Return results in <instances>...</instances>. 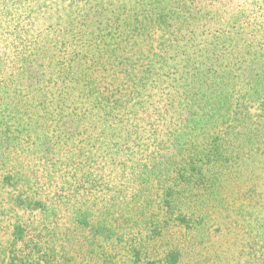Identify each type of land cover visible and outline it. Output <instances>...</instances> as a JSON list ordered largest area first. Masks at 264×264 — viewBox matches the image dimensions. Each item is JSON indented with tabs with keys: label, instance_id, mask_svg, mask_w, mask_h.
I'll return each instance as SVG.
<instances>
[{
	"label": "rangeland",
	"instance_id": "rangeland-1",
	"mask_svg": "<svg viewBox=\"0 0 264 264\" xmlns=\"http://www.w3.org/2000/svg\"><path fill=\"white\" fill-rule=\"evenodd\" d=\"M184 1L195 6L184 7V2L177 0V6L185 8L184 12L194 14L200 9L205 11V17L196 14L192 24L187 25L188 29L175 35L171 44L176 48L174 62L193 59L198 68L207 71V60L214 57L210 56L209 44L223 32L230 35L242 30L252 36L254 42L261 41L259 46H247L240 53L242 57L237 50V59L233 62L228 59L226 72L222 74L231 85L235 83L231 90L239 102L232 100V103L237 104L235 108L243 116L251 117L255 131L264 122V105L253 95L255 83L264 89V61L262 64L263 57L259 59L256 53L259 49L264 51V0ZM171 10L176 9L172 7ZM213 13L223 16V23L227 24L221 27L219 20L209 21ZM30 19L29 16L20 19L18 29L27 31L28 27L23 25ZM28 34L31 33L28 31ZM0 45H3L1 40ZM161 49L151 54L145 52L142 56L137 48L132 50L128 61L136 65L138 71L135 73L144 75L145 68L148 67V73L155 68L153 53L157 55ZM14 53L13 49L7 51V54ZM220 63L223 66V62ZM176 68L174 75L171 74V78L177 77L179 81L175 83V90L168 82H162L164 79L156 82L160 76H154V83L146 93L150 102L139 111L133 109L113 122L109 119L85 121L83 123L91 122L93 127L87 126V130L71 139L68 136L75 129L68 125L72 124L70 121H64L60 127L65 132L64 137L47 127L55 128L52 124H47L44 132L35 133L32 126L25 124L27 132H24L17 123L2 122L9 124L11 129L0 138V264H154L152 261L156 264H249L243 256L246 253L243 240L235 238H244L247 222L242 215L250 212L253 205L247 197L259 203L263 200L264 147L261 141L255 140L257 144L249 147V151L238 149L234 153L236 147L230 144L238 140L236 133L211 128L200 117L188 123L186 113L179 120L191 130H179L175 119L160 118V114L171 115L169 94L180 95L195 89L188 87L189 70ZM0 106L2 109L5 105ZM43 112L39 107L30 111L34 116ZM76 122L73 124L78 125ZM201 129L204 130L199 131ZM115 133L118 136H114ZM119 135L132 136L140 142L133 143L135 140L129 139L125 145ZM115 141L118 147L112 153H119L111 162L107 153ZM100 142L105 144L98 146ZM17 148L25 153H15ZM127 148L135 157L147 164L150 162V171L141 173L138 170L139 175L134 176L130 162L124 169L121 163L126 159ZM7 152L9 155L5 158ZM232 154L246 157L238 172H231L232 180L224 186L221 181L209 177V173L214 168H225ZM169 156L178 164V170L172 172L169 179L166 177L161 187L154 177L160 174L157 173L161 167L158 163L170 162ZM60 157L65 161L70 158L69 165L61 163ZM200 168L201 176L196 171ZM79 170L82 172L78 173ZM89 174L93 182L86 179ZM142 178L148 183H141ZM201 184L211 185L212 189L205 192ZM198 196L202 201L200 212L207 216L203 232L199 231L201 221L196 206L191 203V198ZM28 198L42 206L26 207L23 203ZM213 199H221L222 204L213 206ZM232 204L238 212V215L233 214L238 223H231L235 230L228 236L221 231L232 228L223 219L226 208ZM192 207L194 215L189 212ZM76 210L82 212L91 228L85 229L84 223L77 221ZM99 213L108 218L118 215V222L98 221ZM207 234L209 237L203 242ZM262 262L258 264H264V260Z\"/></svg>",
	"mask_w": 264,
	"mask_h": 264
},
{
	"label": "trees",
	"instance_id": "trees-1",
	"mask_svg": "<svg viewBox=\"0 0 264 264\" xmlns=\"http://www.w3.org/2000/svg\"><path fill=\"white\" fill-rule=\"evenodd\" d=\"M176 1L0 0V40L3 42V45H0V105H5L2 109L0 106V129L2 130L0 138L11 129L9 124L2 123L6 120L17 123L20 130L24 132H27L26 125L32 126L35 133L44 132L45 126L52 124L55 128L47 127L62 137L65 136V132H62L60 127L62 128L64 121H70L72 124L68 125L75 129L68 136L71 139L87 130V126L93 127L91 122L83 123L85 121L98 120L99 122L100 119L104 121L109 119L113 122L133 109L135 112L139 111L144 104L150 102L146 93L154 83L152 82L154 76H160L156 82L164 79L162 82H168L169 87L175 90V83L179 81L177 77L171 78V74L173 70H178L176 67H180L181 70L183 68L189 70L188 87L195 89L189 93L181 92L180 95L169 94L167 100L171 106V115L160 114V118L166 121L175 119L179 130L190 129L179 120V117H183L182 114L186 113L185 119L188 123H194L193 120L200 117L203 122L209 123L211 128L223 129L229 134L236 133L239 136L238 140L236 142L231 140L233 143L230 144L231 147H236L234 153L238 149L243 152L249 151V147L257 144L255 140L261 141L264 147V122L263 126H257L254 131L255 122L250 123L251 117L248 114L243 116L241 111L235 108L237 104L234 102H239L231 90L233 86L235 87V83L231 85L230 80L222 76L226 72L225 63L228 59L233 62L238 55L242 57L240 53L247 46L253 44L259 46L261 41L254 42L253 37L242 30H235L230 35L223 32L209 44L208 50L212 52L209 54L214 57L207 60L209 63L207 71L198 68L193 59L189 62L185 60L174 62L172 57L176 54V48L171 44L173 39L175 40V35L183 29L187 30V25L192 24L191 21L196 14L201 13L205 17V11L200 9L194 14L189 11L184 12L185 8L177 6ZM180 1L184 2V7H195L193 3L190 5L189 2ZM262 5L264 6V3ZM172 7L176 10L172 11ZM209 14L210 11L207 12V17ZM24 16H29L31 19L23 25L24 28L28 27L27 31L22 32V29H18V26H21L18 22ZM236 17L237 15L234 14L233 18ZM211 20H219L221 27L227 24L223 23V16L220 17L218 14L213 13L209 21ZM263 41L264 38L262 43ZM221 45L224 48H221ZM135 48L141 56L145 52L149 54L153 50L162 48L159 54L153 53L155 68L149 73L147 67L144 75L136 74L135 71H138L136 65L129 64V55ZM12 49L15 53L7 54V51ZM237 50L238 55H236ZM256 53L259 59L263 57L261 61L263 64L264 51L259 49ZM220 62H223V66ZM64 65L66 67L62 70ZM194 70V73H190ZM258 87L255 83L253 95L258 97L264 105V89ZM232 100H234L233 103ZM132 102L135 103L131 104ZM36 107L44 112L34 116L30 111ZM202 130L204 129L199 131ZM114 136L118 134L115 133ZM121 137L125 145L129 143V139L135 140L133 143L140 142V139L132 136ZM104 144L100 142L98 146ZM117 147L118 142L115 141L107 153L111 162L116 160L119 153V151L116 154L112 153ZM14 152L25 153L22 148H17ZM126 154L125 161L121 163L124 169L131 166L133 169L131 173L134 176L139 175L138 170L141 173L150 171V162L147 164L135 157L128 148ZM5 155L6 158L9 153ZM245 157L232 154L227 158V166L220 169L214 168L213 172L209 173V177L221 181L223 185L224 183L228 185L232 180L231 172H238L239 166L244 164ZM69 159L65 161L63 157H60L61 163L65 164L71 160ZM168 160L170 162L163 165L158 163L161 167L158 168L157 173L160 174L154 177L161 187L165 185L166 177L168 178L172 172L178 170V164L170 156ZM207 160L213 163L212 160ZM260 161V159L257 160L256 165H259ZM128 162H130L129 166L125 165ZM196 171L201 176V168ZM81 172V170L78 171V173ZM9 178L13 179L12 175ZM86 179L93 182L91 174L87 175ZM141 183L146 184L148 181L142 178ZM21 184L23 186V183ZM210 184L213 185L211 182ZM211 185L201 184L205 192L212 189ZM261 188L263 191L261 204L252 197H247V201H251L253 205L250 212L246 211L242 215L247 222L244 238H235L237 241L243 240L246 251L243 256H246L249 264H258L264 260V208L262 207L264 182ZM243 193L246 195V191ZM200 198V196L191 198L193 200L191 203L193 202L196 206L197 217L201 221L199 231L203 232L207 216L200 212L202 204ZM221 204V199L212 200L213 206ZM23 205L42 206L29 198ZM233 207L234 204L228 206L223 216V219L232 227L227 228V232L221 231L228 236L230 231L235 230V225L231 224L236 223L233 214L238 215ZM189 209L190 214L194 215L193 207ZM75 217L79 223H84L85 229L91 228L81 211L76 210ZM118 217V215H110L108 218L104 213H99L98 221L116 223ZM207 237L209 234L203 236V242ZM231 243L235 241L231 240Z\"/></svg>",
	"mask_w": 264,
	"mask_h": 264
}]
</instances>
